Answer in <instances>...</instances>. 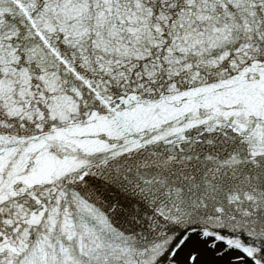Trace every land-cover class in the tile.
Listing matches in <instances>:
<instances>
[{
	"label": "snow or ice",
	"instance_id": "1",
	"mask_svg": "<svg viewBox=\"0 0 264 264\" xmlns=\"http://www.w3.org/2000/svg\"><path fill=\"white\" fill-rule=\"evenodd\" d=\"M0 264H264V0H0Z\"/></svg>",
	"mask_w": 264,
	"mask_h": 264
}]
</instances>
